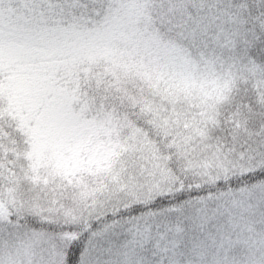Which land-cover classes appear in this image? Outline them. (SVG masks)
I'll use <instances>...</instances> for the list:
<instances>
[{
  "label": "snow or ice",
  "instance_id": "1",
  "mask_svg": "<svg viewBox=\"0 0 264 264\" xmlns=\"http://www.w3.org/2000/svg\"><path fill=\"white\" fill-rule=\"evenodd\" d=\"M0 264H264V0H0Z\"/></svg>",
  "mask_w": 264,
  "mask_h": 264
}]
</instances>
